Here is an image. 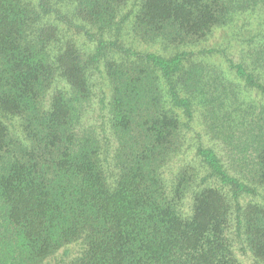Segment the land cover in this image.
Masks as SVG:
<instances>
[{
  "label": "trees",
  "instance_id": "obj_1",
  "mask_svg": "<svg viewBox=\"0 0 264 264\" xmlns=\"http://www.w3.org/2000/svg\"><path fill=\"white\" fill-rule=\"evenodd\" d=\"M197 113L242 171L187 161ZM239 253L264 264V0H0V264Z\"/></svg>",
  "mask_w": 264,
  "mask_h": 264
},
{
  "label": "rangeland",
  "instance_id": "obj_2",
  "mask_svg": "<svg viewBox=\"0 0 264 264\" xmlns=\"http://www.w3.org/2000/svg\"><path fill=\"white\" fill-rule=\"evenodd\" d=\"M226 37L225 32H219L216 34L215 38L211 40L209 43L204 44L203 47H206L208 49L209 47L214 48H223L226 45V42L224 41ZM229 55H231L229 53ZM233 57L235 61H239V58L236 56V54H233ZM202 105V104H201ZM98 107L99 102L98 99H95L93 106L90 109V112L88 114V123L89 124H99L101 121V118L98 113ZM204 119L200 117V114L197 113L195 119L190 124L191 129L187 131V146H191L192 149L187 154V161H190L195 153L196 148L194 146L203 145L205 147H210L214 149L219 157L221 158L222 162L224 163L225 167L230 170L232 173H237L242 171L239 166V160L237 158V154L235 152L234 146L238 145L239 142H234L233 145H230L228 142H224L221 139L213 138V135L209 133L208 128L206 125H203ZM183 164L182 161L177 160L175 162L174 169H176L178 166ZM74 252V249L71 250V253ZM63 253H61L59 256H61ZM240 258L242 261H244L246 264H253L252 260L248 257L243 256L241 253H239Z\"/></svg>",
  "mask_w": 264,
  "mask_h": 264
}]
</instances>
